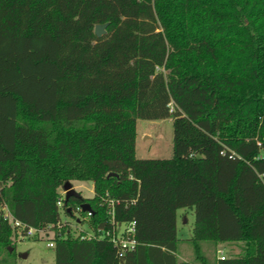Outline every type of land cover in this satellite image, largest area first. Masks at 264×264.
<instances>
[{
    "label": "trees",
    "instance_id": "trees-1",
    "mask_svg": "<svg viewBox=\"0 0 264 264\" xmlns=\"http://www.w3.org/2000/svg\"><path fill=\"white\" fill-rule=\"evenodd\" d=\"M165 117L173 155L139 158L137 119ZM76 180L93 196L60 206ZM82 202L88 228L135 221V247L120 257L108 235L81 238ZM4 206L51 226L55 264H190L186 207L192 262L264 264V0H0ZM14 230L1 214L0 264H16ZM203 241L241 250L212 262Z\"/></svg>",
    "mask_w": 264,
    "mask_h": 264
},
{
    "label": "rangeland",
    "instance_id": "rangeland-1",
    "mask_svg": "<svg viewBox=\"0 0 264 264\" xmlns=\"http://www.w3.org/2000/svg\"><path fill=\"white\" fill-rule=\"evenodd\" d=\"M173 137L174 124L173 117L165 118H138L137 119V137H136V155L139 158H168L173 155ZM73 186L83 196L90 197L94 194V185L90 180H76ZM76 217L87 221V218L78 213ZM70 219L63 214V220ZM195 222L194 207H186L178 209V235L180 237L179 255L181 258L190 261L193 252L191 237L193 235V225ZM72 226L80 230L81 227L88 228V224L82 223L77 225L75 220ZM126 228L125 224L118 226V234ZM54 231L50 232V236L44 233L33 237L19 238L15 241V261L16 264H55V249L48 245ZM230 245H222L224 254L231 256L241 250V244L232 243ZM221 247V246H220ZM219 247V248H220ZM206 255L214 262L220 258L221 253H217L215 249H206Z\"/></svg>",
    "mask_w": 264,
    "mask_h": 264
},
{
    "label": "built area",
    "instance_id": "built-area-1",
    "mask_svg": "<svg viewBox=\"0 0 264 264\" xmlns=\"http://www.w3.org/2000/svg\"><path fill=\"white\" fill-rule=\"evenodd\" d=\"M66 200V190L62 188L61 190V196L58 199V204L60 206H63ZM117 202H119V200H117ZM115 203V201L113 199L110 200V205L113 206ZM82 209L81 206H77L74 209V212L76 215H78V213H81L80 210ZM110 213L114 214V209L113 207L110 209ZM3 215L5 218H9L10 221L12 222L13 226H14V232H15V238L19 239V238H24V237H33L36 235H39V233H44L50 236V232L54 231L51 226H48L46 228H36L33 226H29L27 225L25 222L18 220L16 218H14L12 216V214L10 213L9 209L7 208V206L3 207V212L0 211V215ZM90 214V212H89ZM79 216V215H78ZM77 216V217H78ZM79 221V220H78ZM113 221H114V217H113ZM81 224V222H79ZM119 226V225H118ZM118 226L115 227L113 230H95L93 228H83L81 227V229L78 231V233H80L81 238H94V237H101L104 235H108L110 236L111 240L117 245L118 247V253L119 256L122 257L125 255V253L130 250L133 249L135 247V245L138 243L136 237L134 236V232H135V221H131L126 228L123 229V231H121L120 234H118ZM54 233V232H53ZM51 241L48 243L49 246L54 247L55 246V242L52 238H50ZM219 253H221V258H225V254H224V250H219Z\"/></svg>",
    "mask_w": 264,
    "mask_h": 264
},
{
    "label": "water",
    "instance_id": "water-1",
    "mask_svg": "<svg viewBox=\"0 0 264 264\" xmlns=\"http://www.w3.org/2000/svg\"><path fill=\"white\" fill-rule=\"evenodd\" d=\"M107 23H98L95 26V33L97 36H102L106 32ZM117 175L114 172L109 173V176ZM63 189L66 190V201H68L71 197L81 198L83 195L74 188L73 183L71 181L65 182L63 185ZM81 207L84 211L91 210V206L88 202H82ZM12 250V247H10Z\"/></svg>",
    "mask_w": 264,
    "mask_h": 264
},
{
    "label": "crops",
    "instance_id": "crops-1",
    "mask_svg": "<svg viewBox=\"0 0 264 264\" xmlns=\"http://www.w3.org/2000/svg\"><path fill=\"white\" fill-rule=\"evenodd\" d=\"M232 243H237V242H223V243H214L212 241H203L202 242V248H203V251L205 252L206 249H216L217 253L219 252V250H224V248L222 247V245H225V244H228L230 245V247H232ZM238 244H241V243H238ZM221 246V247H220ZM220 247V248H219ZM206 254V253H205ZM180 256V255H179ZM181 257V256H180ZM193 257V255H192ZM191 257V258H192ZM183 260H185V258H182ZM185 261H188V260H185ZM190 264H196L194 262H192V260L188 261Z\"/></svg>",
    "mask_w": 264,
    "mask_h": 264
}]
</instances>
